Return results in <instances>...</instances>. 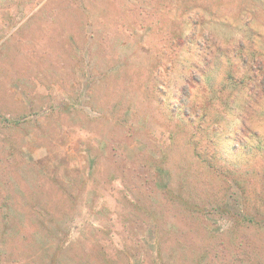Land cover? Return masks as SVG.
Masks as SVG:
<instances>
[{"label":"rangeland","instance_id":"obj_1","mask_svg":"<svg viewBox=\"0 0 264 264\" xmlns=\"http://www.w3.org/2000/svg\"><path fill=\"white\" fill-rule=\"evenodd\" d=\"M0 264H264V0H0Z\"/></svg>","mask_w":264,"mask_h":264}]
</instances>
